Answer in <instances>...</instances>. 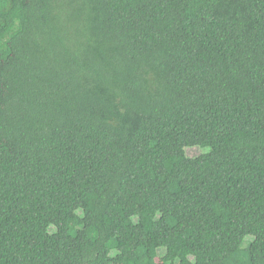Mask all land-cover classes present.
<instances>
[{
	"label": "trees",
	"instance_id": "1",
	"mask_svg": "<svg viewBox=\"0 0 264 264\" xmlns=\"http://www.w3.org/2000/svg\"><path fill=\"white\" fill-rule=\"evenodd\" d=\"M0 264H264V0H0Z\"/></svg>",
	"mask_w": 264,
	"mask_h": 264
},
{
	"label": "rangeland",
	"instance_id": "2",
	"mask_svg": "<svg viewBox=\"0 0 264 264\" xmlns=\"http://www.w3.org/2000/svg\"><path fill=\"white\" fill-rule=\"evenodd\" d=\"M201 152H203L202 148L199 147H190V148H186L185 149V153L186 156L193 158V157H197L201 154ZM53 229H50V231H52ZM158 254L160 256L163 255V251H159Z\"/></svg>",
	"mask_w": 264,
	"mask_h": 264
}]
</instances>
